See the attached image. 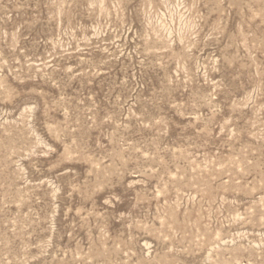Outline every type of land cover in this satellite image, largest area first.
Masks as SVG:
<instances>
[{
	"label": "rangeland",
	"instance_id": "obj_1",
	"mask_svg": "<svg viewBox=\"0 0 264 264\" xmlns=\"http://www.w3.org/2000/svg\"><path fill=\"white\" fill-rule=\"evenodd\" d=\"M0 264H264V0H0Z\"/></svg>",
	"mask_w": 264,
	"mask_h": 264
}]
</instances>
